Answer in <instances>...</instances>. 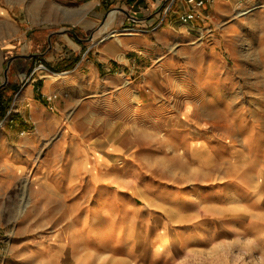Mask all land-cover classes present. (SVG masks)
<instances>
[{
  "label": "rangeland",
  "instance_id": "374dc122",
  "mask_svg": "<svg viewBox=\"0 0 264 264\" xmlns=\"http://www.w3.org/2000/svg\"><path fill=\"white\" fill-rule=\"evenodd\" d=\"M31 1L0 0V50L29 47ZM253 1L263 6L243 14L235 7L219 26L206 22L212 31L201 24L152 48L161 53L156 86H128L125 77L123 86H64V104L52 105L56 93L41 96L38 115L24 85L48 71L42 57L34 56L17 86H5L1 71L7 257L17 264H264V4ZM103 36H83L82 55H97ZM38 63L44 68L31 74ZM4 152L15 156L12 168Z\"/></svg>",
  "mask_w": 264,
  "mask_h": 264
},
{
  "label": "crops",
  "instance_id": "0c3cea01",
  "mask_svg": "<svg viewBox=\"0 0 264 264\" xmlns=\"http://www.w3.org/2000/svg\"><path fill=\"white\" fill-rule=\"evenodd\" d=\"M100 1L32 0L24 10L36 26L34 33L28 34L29 47L24 46L19 51L14 47L0 50V76L3 71L4 78H8L5 86H17L20 73L29 70L34 56L40 55L44 60L48 71L24 85V95L38 115L44 113L41 96L56 93L52 105H60L61 101L64 104V86H113L124 77L129 79L128 86H156L162 79L161 67L155 65L161 53L152 48L167 37H177L183 30L193 34L202 28L201 24L212 31L235 11V7L242 9L251 3V0H211L199 7L196 16L184 24L178 16L188 10L185 0H109L108 6ZM260 1L264 4V0ZM4 11L6 9L0 7L3 20L6 19ZM206 22L212 23L213 28ZM68 24H75L76 28L66 31L63 28ZM102 35L109 37L101 44L98 54L89 50L82 55L83 36ZM208 35L209 43L215 44V36ZM78 54L80 58L69 68ZM2 83L0 78V86ZM53 117L50 116V120ZM14 157L5 152L1 154L8 168L16 165ZM4 251L0 239V264H17Z\"/></svg>",
  "mask_w": 264,
  "mask_h": 264
},
{
  "label": "built area",
  "instance_id": "2783aa9c",
  "mask_svg": "<svg viewBox=\"0 0 264 264\" xmlns=\"http://www.w3.org/2000/svg\"><path fill=\"white\" fill-rule=\"evenodd\" d=\"M185 1L188 5V10L179 14L178 20L181 23L187 24L190 19H192L194 16H196L197 9L201 6H203L204 4H206L207 2H210L211 0H185ZM244 10L245 9L243 8L242 11H244ZM43 68H44L43 64L38 63L33 67L31 74H33L36 71L41 70Z\"/></svg>",
  "mask_w": 264,
  "mask_h": 264
},
{
  "label": "bare ground",
  "instance_id": "6f19581e",
  "mask_svg": "<svg viewBox=\"0 0 264 264\" xmlns=\"http://www.w3.org/2000/svg\"><path fill=\"white\" fill-rule=\"evenodd\" d=\"M251 2V1H250ZM259 6H263L262 4L258 3V2H251L249 6H247V8L244 11H239L238 14H243L246 13L248 10H250L251 8H255V7H259Z\"/></svg>",
  "mask_w": 264,
  "mask_h": 264
}]
</instances>
